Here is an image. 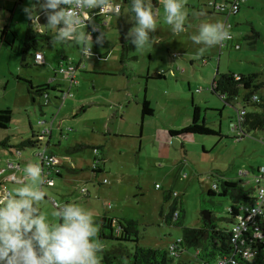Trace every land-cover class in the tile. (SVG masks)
Here are the masks:
<instances>
[{"label":"rangeland","instance_id":"obj_1","mask_svg":"<svg viewBox=\"0 0 264 264\" xmlns=\"http://www.w3.org/2000/svg\"><path fill=\"white\" fill-rule=\"evenodd\" d=\"M209 1L184 0L185 30L173 33L164 21L162 0H158L156 9L153 7L157 28L150 33L145 47L137 49L127 37L135 21L127 13L129 7L116 0L122 5L119 17L100 13L91 23L99 32L86 33L81 28L89 36L92 52L109 53V58L83 57L81 45L75 40L61 43L53 39L49 43L43 39L36 50L43 53L45 64L37 65L35 49L22 61L23 40L29 20L45 34L44 24L39 23H47L46 15L39 14L42 10L35 0H0V31L8 27L16 33L14 37L8 31L0 41V109L12 110L8 127L0 128V139L7 140V146L0 145V170L5 171V159L11 158L10 148L14 151L18 143L31 138L43 121L44 126L51 128L54 139L47 151L78 170L71 173L63 168L61 175H52L54 186H43L46 197L37 205L41 213L52 219L51 212L60 205L76 203L84 207L92 213L96 240L105 250L115 247L117 242L99 239L101 218L133 219L138 223L140 246L167 249L182 238L184 226L202 225L204 211H212L216 220L226 215L231 202L227 197L209 195L213 184L219 188L220 181L225 179L254 186L253 176L259 167H264V129L244 131V135L232 125L242 108L247 113L261 112V108L243 100L246 90L242 87L237 97L225 103L211 86L214 78L226 72L256 73L263 79L264 0H245L239 12L231 16L213 13ZM29 6L37 9V18L34 15L33 20L24 12ZM205 22L231 24L228 30L233 40L225 41L223 47L221 43L211 47L195 44L191 37ZM47 30L52 35L56 32L48 27ZM253 30L259 34L258 38L253 37ZM98 36L102 37V43H97ZM235 44L239 47H234ZM62 54L76 67L75 84L71 87L68 73L58 71ZM91 65H101L111 73L98 75L90 71ZM156 73L165 77L153 78ZM17 77L33 85L57 86V90L48 91L47 104L44 96L39 95L32 102L27 84ZM59 91H68L70 95L62 101L57 98L61 95ZM255 95L264 100V87L258 88ZM144 96L153 114L143 118L141 143L139 123ZM98 102L108 105L94 104ZM194 104L199 106L200 118L217 134L171 136L169 130L190 123ZM81 105L87 107L84 113H78ZM75 112L78 115L73 116ZM110 117L112 120H107ZM106 120L114 134L104 135ZM96 121L98 128L92 125ZM134 129V134L121 136ZM82 139L105 150V166L97 175L91 170L93 150H72ZM37 149V146L21 149L20 168L8 171L10 180L23 181V169L28 164L41 168L35 156ZM15 160L11 162L15 164ZM20 182L10 181L8 189L19 186ZM168 194L170 197L165 199ZM174 201L184 211L181 225L165 221ZM122 246L133 252L135 244L124 242ZM193 253L191 248L186 250V256ZM124 262L131 264L129 260Z\"/></svg>","mask_w":264,"mask_h":264},{"label":"clouds","instance_id":"obj_2","mask_svg":"<svg viewBox=\"0 0 264 264\" xmlns=\"http://www.w3.org/2000/svg\"><path fill=\"white\" fill-rule=\"evenodd\" d=\"M162 3L165 23L173 33L183 32L187 15L184 0ZM36 5L45 13L47 27L56 30V41L75 40L89 56V36L81 32V25L89 19L88 10L117 17L122 14V5L116 0H36ZM24 12L32 20L34 15L37 18L34 7H26ZM127 13L135 21L127 37L135 48H144L157 28L152 0H129ZM191 39L211 47L231 39V33L220 22H205ZM97 43H102L101 36ZM23 174L19 186L0 196V264H100L102 246L96 240L92 213L76 203H66L53 210L50 219L37 207L46 197L41 190V168L28 164Z\"/></svg>","mask_w":264,"mask_h":264},{"label":"trees","instance_id":"obj_3","mask_svg":"<svg viewBox=\"0 0 264 264\" xmlns=\"http://www.w3.org/2000/svg\"><path fill=\"white\" fill-rule=\"evenodd\" d=\"M122 1L129 7V0ZM244 2L245 0L241 3L237 12L232 14H224L231 16L238 13ZM152 5L154 8L156 7V0H152ZM211 11L213 13H218L221 15L223 14L220 12H215L213 10ZM229 25L231 27V24ZM8 31H10L12 35L16 37V33L13 29L10 30L9 28L4 27L0 31V41H3V38ZM258 36L259 34L253 30V37L258 38ZM54 37L55 34L52 35L48 33H40L37 27L33 24V22L29 20L27 23V28L23 40L22 61L26 60L25 57L31 49H35L34 54L38 52L36 50V47L39 41L44 39L51 43ZM231 40H233V37L226 41L229 42ZM234 47L239 46L238 44H235ZM64 59L65 58L62 56L61 60L63 61V64L65 61ZM66 63L71 64L70 62ZM74 68L76 70V67ZM259 77L260 75L256 73L243 75L226 72L220 74L219 77L214 78L212 81V91L214 93H217L224 100L225 103H229L235 97H237L239 88L242 87L244 90H246L243 96V100L246 103H252L253 105L261 108V112L249 113L246 112L245 108L241 109L244 113L238 131H240L241 134L244 135L246 131L264 129V100L259 99L255 95V91L258 88L264 87V77L261 80ZM153 78L160 79L163 78V76L161 74L153 75ZM17 79L22 80L27 84V92L31 96L32 102L35 101V95L44 96V94L48 93L49 90H57V86H52L50 84L34 86L33 83L27 79H22L20 77H17ZM58 93L62 94L63 92L59 91ZM152 114L153 111L150 107L149 101L145 98L142 99L140 112L141 123L143 122V118L146 115L150 116ZM11 115L12 111L9 108L0 110V128L6 129L8 127V124L11 121ZM39 125L41 127L40 130L43 127H46L44 126V121L40 122ZM49 129L51 133V128ZM40 130L37 133L33 132L31 138L22 140L15 147L21 150L26 147L39 146L40 138H42L39 135ZM187 133L203 135L217 134L214 129L206 125L205 121L200 118V109L198 105H193L192 119L188 125L177 130H169V134L171 136H178ZM0 145L4 147L7 146V140H1ZM89 147L90 146H86L83 143H76L72 147V150L81 151ZM93 149L98 150L97 155H94L93 158V163L97 164L95 165V168H92L91 166V170L93 174L97 175L101 173L100 166L104 162V153L101 148L92 147V150ZM49 153L51 155H54L51 152ZM58 168L59 172L58 174H56L57 176L61 175L63 168H65L71 173L78 172L76 168L69 166L68 163L65 162H62V164L58 166ZM215 185L216 187L213 188L212 186V189L208 191V194H216L218 196L227 197L230 200L231 203L226 215L224 217L219 218V220H216L215 217L212 215V211H210L209 219H204L203 217L201 218L202 225L200 227L184 226L182 238H180L179 241L174 242L173 249H170L169 247L165 249L140 246L138 244L139 230L138 223L136 220H120L117 218H108L103 216L101 218V225L99 228L98 237L102 240H114L115 242H117V245L109 250L102 249L100 264H126L124 260H129L131 264H170L174 261L177 264H218L221 260H226V264H264V217H259L256 220L255 224V227L258 228V232L261 236L253 237L251 232L247 234V244L250 245L253 249H255V252H253L252 257H250L249 259H245L242 258L240 255L234 254V245L230 243L231 227L236 217L241 213V208L245 206L252 207L256 203L257 186L255 184L254 186H251L248 184V182L247 184L242 182L236 183L225 179H222L220 181L219 188L217 184ZM169 197L170 195L168 194L167 196H165V199H168ZM175 213H177L176 218L173 217ZM183 214L184 211L181 204L178 207L177 201H174L170 207L169 214L165 217V221L166 223H174L175 225H181ZM124 242H133L135 244L133 252H129L124 249V247L122 246V243ZM190 248L194 250V253L192 256L189 257L186 256V250ZM172 252L174 253L173 255L171 254ZM232 260L235 261V263H232Z\"/></svg>","mask_w":264,"mask_h":264},{"label":"built area","instance_id":"obj_4","mask_svg":"<svg viewBox=\"0 0 264 264\" xmlns=\"http://www.w3.org/2000/svg\"><path fill=\"white\" fill-rule=\"evenodd\" d=\"M244 0H226L222 3H218L216 0H211L207 4L209 8L215 12H220V13H228L232 14L238 11L241 3ZM100 14L98 9H91L88 10L87 15L89 17L88 20L85 21V23L81 26H88L90 32H99L100 29L97 26L92 27L90 25V22L92 21L93 18L97 17ZM227 28L230 27L229 24H225ZM232 37V35H231ZM225 42V41H224ZM224 42L221 43L220 46H223ZM83 57L89 58L94 55L97 59H106V55H101L99 53H93L91 50V56L83 53ZM34 59L36 64H42L43 63V54L41 52H36L34 54ZM58 71L59 72H67L68 73V82L69 85H73L75 83L74 81V71L75 68L72 64H61L58 66ZM70 93H62L60 95V99L65 100ZM46 98V103H48L49 100V95L48 93L44 94ZM243 111H239L238 116L236 118V121L232 125L233 129H239L240 128V123L241 119L243 116ZM48 133H50V129L48 127H43L39 135L41 137L46 136ZM38 149L35 152V156L39 160V163L41 165L42 169V176L44 178V182L41 185V190L43 186H53L54 185V179L52 177L53 174H58L59 168L62 164V160L54 155H51L47 150L46 147L39 145L37 146ZM94 155H97L98 150L93 149ZM16 155H20L21 151L16 150L15 151ZM97 163H92V168H95ZM7 167L10 169H13L15 165L13 163H8ZM253 183L257 186L256 190V203L254 206L249 207L245 206L241 208V213L236 217L234 223L232 224L231 227V237H230V243L234 245V254L240 255L242 258L249 259L252 257L253 252H255L250 245L247 244V234L251 232L253 237H260V233L258 232V228H256V220L259 217H264V167H259L258 170L256 171L255 175L252 178ZM106 180L104 181V183ZM216 185L213 184V188H215ZM8 192V191H7ZM5 192V194L7 193ZM174 218L177 217V213L174 214ZM179 241V239L177 240ZM174 243L169 246L170 249H173ZM172 255L174 254L173 252L171 253ZM232 263H235V261H231ZM218 264H226V260H221Z\"/></svg>","mask_w":264,"mask_h":264},{"label":"crops","instance_id":"obj_5","mask_svg":"<svg viewBox=\"0 0 264 264\" xmlns=\"http://www.w3.org/2000/svg\"><path fill=\"white\" fill-rule=\"evenodd\" d=\"M156 2H157V5H156V7L158 6V0H156ZM245 3V2H244ZM156 7H155V9H156ZM42 17H44L45 16V13L43 12V11H41L40 13H39ZM237 14V13H236ZM235 15V14H234ZM102 17H104L103 15H102ZM93 20H94V18L92 19V21L90 22V24L93 22ZM40 24H44V28H45V33H50V32H48V30H47V27H46V22H44V23H42V21H41V23H39V25ZM91 26H92V24H91ZM8 28V27H7ZM81 28H84L85 30H86V33L87 32H90L89 31V28H88V26H81ZM230 42V41H229ZM224 45V44H223ZM221 47V46H220ZM82 50V49H81ZM38 52H41V51H39V50H37ZM42 53V52H41ZM43 54V53H42ZM103 54V53H102ZM101 54V55H102ZM81 55H82V51H81ZM62 56L65 58L64 60V64L68 61V59H67V56L66 55H64V54H62ZM107 57L109 56V53L106 55ZM110 57V56H109ZM108 57V58H109ZM61 59H62V57H61ZM34 62H35V59H34ZM61 63L63 62L62 60L60 61ZM43 64H45V57H44V55H43V63H42V65ZM101 66V65H100ZM99 65H91V69H90V71H92L93 73H95L96 72V74H98V75H105V74H109V73H111V72H109V69H106V68H104V67H100ZM114 70H115V68H114ZM162 75L163 77H165L162 73H156V74H154V75ZM128 74H125L124 76L126 77ZM39 84H42V83H38V85ZM75 84V83H74ZM73 84V85H74ZM34 86H37V85H34ZM72 85H69V87H71ZM108 88V87H107ZM103 89V88H102ZM109 90H110V88H108ZM146 99V97L144 96L143 97V99ZM63 101H65V100H63ZM89 101H91V99L89 100ZM149 101V100H148ZM92 103V102H91ZM94 104H96V105H101V104H104V105H108L107 103H103V102H98V103H94ZM149 104H150V102H149ZM4 109H6V108H4ZM10 109V108H9ZM0 110H3V108H1ZM11 110V109H10ZM79 112L78 113H80V112H82V113H84L86 110H87V107L86 106H84V105H81L80 107H79ZM12 111V110H11ZM140 112H141V110H140ZM78 113L77 112H75L74 114H73V116H76V115H78ZM150 116H152V115H150ZM112 118L113 117H110L109 119H107V120H112ZM11 119H12V115H11ZM106 120V124H105V127H104V129H103V132H104V135L106 136V134H108V135H111V134H114V131H113V127L108 123V121ZM102 121V120H101ZM143 122H144V120H143ZM143 122L141 123H139V128H140V133H139V138H141L140 139V142L142 143V132H143ZM95 124L97 125V128L100 126V125H98V123H97V121L95 122V123H92V125L93 126H95ZM135 124L137 125V121L135 120ZM182 128V127H181ZM101 130H102V127L100 128ZM180 129V128H179ZM172 130H177V129H172ZM169 132V131H168ZM134 134L135 133V129H134V131H129V132H123L122 134H121V136H124V135H129V134ZM62 135H63V133H62V130L60 129V131H59V136L60 137H62ZM117 135V134H116ZM141 136V137H140ZM1 140H3V139H0V141ZM83 140V139H82ZM52 141H54V139H53V136H52V132L50 133V134H48L47 136H45V137H42V138H40V145H42V146H44V147H46L47 148V146L48 145H50V143L52 142ZM90 143H87V142H85V140H83V141H81V142H79V143H83V144H85L86 146H90L89 148H91L92 149V147H95V146H91V141H89ZM97 143H100V142H98L97 141ZM88 144H90V145H88ZM61 145V141H58V146H60ZM98 148H101L102 149V151H103V153H104V161H105V150L100 146H98ZM15 151L16 150H11L10 149V153H11V158H7V159H5V162H6V165L4 166V170L5 171H2V170H0V196H2L3 194H5V192H7V191H10L9 189H8V186H7V183H10V181H12V182H20L21 181V178H19L17 181H15V180H10V173L8 174V171L9 170H14V169H19L20 168V161H21V159H23V156H22V152L20 153V155H16V153H15ZM101 151V152H102ZM108 152V151H107ZM93 156H94V154H93ZM59 158H60V156H58ZM15 158H17V160H15ZM12 159H14L16 162H15V164L13 163V162H11L12 161ZM61 160H62V158H60ZM13 163L14 165H15V167L13 168V169H10V168H8L7 167V164L8 163ZM63 162V161H62ZM41 166V165H40ZM104 166H105V163L103 162L102 164H101V171H102V169H104ZM42 170V169H41ZM43 189V188H42Z\"/></svg>","mask_w":264,"mask_h":264},{"label":"water","instance_id":"obj_6","mask_svg":"<svg viewBox=\"0 0 264 264\" xmlns=\"http://www.w3.org/2000/svg\"><path fill=\"white\" fill-rule=\"evenodd\" d=\"M202 217H203L204 219H209V218H210V213H209L208 211H204V212L202 213Z\"/></svg>","mask_w":264,"mask_h":264}]
</instances>
